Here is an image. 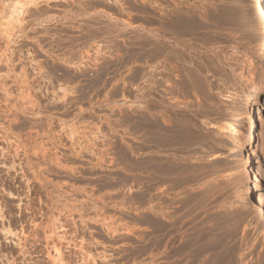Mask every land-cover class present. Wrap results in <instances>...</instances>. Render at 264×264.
I'll return each instance as SVG.
<instances>
[{
  "label": "rangeland",
  "instance_id": "374dc122",
  "mask_svg": "<svg viewBox=\"0 0 264 264\" xmlns=\"http://www.w3.org/2000/svg\"><path fill=\"white\" fill-rule=\"evenodd\" d=\"M185 1L182 80L163 0H0V264H264L257 198L215 176L251 107L264 134L259 22L252 0Z\"/></svg>",
  "mask_w": 264,
  "mask_h": 264
},
{
  "label": "bare ground",
  "instance_id": "6f19581e",
  "mask_svg": "<svg viewBox=\"0 0 264 264\" xmlns=\"http://www.w3.org/2000/svg\"><path fill=\"white\" fill-rule=\"evenodd\" d=\"M164 2H165V4L164 3H162V4H164V6H163V8H162V13H161V17H162V26L160 27V28H162L161 30H162V33H161V39H162V42L164 43V45H165V47H166V54H165V57H164V64H163V66H165V69L166 68H168V69H171V71L173 70V72L175 73H173L174 74V77L173 78H178V79H182L183 78V76H184V74L182 73L183 72V68L185 67V65H184V67H183V64L182 63H180V62H174V63H172L171 61H170V57H168V51L169 50H172V53L177 57V55L179 56L178 58L180 59V55H183V54H181V52H182V50L183 49H191L192 47H190V45L192 44L191 42H189L188 40H184L183 39V35L185 34V35H190L191 33L192 34H194L193 32H195V29H196V32L198 31L197 29L198 28H193L194 27V24H196L195 22H197L198 20L196 19L197 17H198V11H196V12H198L197 14H195V16H197V17H194L193 16V13H188L187 11L188 10H186V11H184L185 9H187V8H185L184 10L182 9V5L180 4V0L179 1H177V0H163ZM187 1V0H186ZM185 1V2H186ZM191 2V1H190ZM182 3V2H181ZM160 4V3H159ZM196 4V3H195ZM161 5V4H160ZM186 5H187V3H186ZM186 5H184V6H186ZM150 7H152V6H150ZM154 7V6H153ZM190 7H193V6H191V4H190ZM195 8V7H194ZM189 9H192V8H189ZM208 10V9H207ZM192 11V10H191ZM227 11V10H226ZM251 11L253 12V14H254V16H255V18L257 19V21L259 22V26H258V37H259V39H260V41H261V46H262V50L264 51V0H252V5H251ZM190 12V11H189ZM195 12V13H196ZM215 12V11H214ZM220 12V11H219ZM222 13H225V12H222ZM228 13V12H227ZM226 13V14H227ZM204 14V13H203ZM220 14H221V12H220ZM201 14H199V20H200V22H201V19H200V16ZM216 15V14H215ZM222 15V14H221ZM229 15V14H228ZM205 16V15H204ZM204 16H203V18H204ZM218 17V16H217ZM208 19H210V18H208ZM197 20V21H196ZM219 20V19H218ZM204 21V20H203ZM208 21V20H207ZM161 22V21H160ZM194 22V23H193ZM199 22V21H198ZM205 22V21H204ZM218 23H219V21H217ZM223 22V21H222ZM232 22V21H231ZM218 23H217V26H218ZM206 24V23H205ZM197 25V24H196ZM216 25V24H215ZM219 25H220V23H219ZM230 25V24H229ZM201 26H203V24H202V22H201ZM222 26H223V24H222ZM227 26V25H226ZM196 27V26H195ZM212 27V26H211ZM218 27H220V26H218ZM191 28V29H190ZM209 28V27H208ZM214 28V27H213ZM216 29H217V27H215ZM188 29H190V31L192 30V29H194L193 30V32L191 31V33L188 31ZM215 29V30H216ZM219 29V28H218ZM221 29V28H220ZM222 30V29H221ZM216 31H218V30H216ZM229 31V30H228ZM228 31H226V32H228ZM195 32V35L197 34ZM209 32V31H208ZM213 32V31H212ZM219 32V31H218ZM224 32V31H223ZM230 32V31H229ZM190 33V34H189ZM215 33V32H214ZM191 34V35H192ZM223 34V33H222ZM198 36L200 37V35H199V33H198ZM197 36V37H198ZM223 36V35H222ZM195 37V36H194ZM214 38H215V36H214ZM215 39H217V38H215ZM191 41V40H190ZM217 41H218V39H217ZM202 42V41H201ZM215 43V42H214ZM217 43V42H216ZM162 44V43H161ZM210 45V44H209ZM208 45V46H209ZM197 46H199L198 44H197ZM207 46V47H208ZM213 46V45H212ZM197 49V48H196ZM198 49H200V48H198ZM211 50H213V49H211ZM196 51V50H195ZM200 51V50H199ZM164 53V52H163ZM183 53V52H182ZM188 53V52H187ZM192 53V52H191ZM219 53V52H218ZM193 54V53H192ZM186 55V54H185ZM195 55V54H194ZM172 56V55H171ZM188 56V55H187ZM210 58V57H209ZM208 58V59H209ZM179 59H177V61H179ZM240 59V58H239ZM206 60V59H205ZM212 60V59H211ZM206 61H208V60H206ZM205 61V62H206ZM194 62H196V61H194ZM216 63H217V61H215ZM198 63H199V61H198ZM207 63H210V62H207ZM197 65V64H196ZM199 65L201 66L202 64L201 63H199ZM198 65V66H199ZM189 66V65H188ZM204 66V65H203ZM213 66V65H212ZM250 67V66H249ZM213 68V67H212ZM202 69V68H201ZM187 70V69H186ZM185 70V71H186ZM202 70H204V69H202ZM216 70V69H215ZM168 72L170 71V70H167ZM170 71V72H171ZM188 71V70H187ZM211 71H213V69L211 70ZM218 71V70H217ZM213 73H215V71L213 72ZM172 74V73H171ZM186 74H187V72H186ZM191 74H192V72H191ZM194 74H195V72H194ZM190 75V74H189ZM209 75V74H208ZM250 75V74H249ZM185 77V76H184ZM207 77V76H206ZM175 80V79H174ZM183 80V79H182ZM208 80V79H207ZM264 80V79H263ZM247 81V80H246ZM179 82H180V80H179ZM176 84V83H175ZM174 86V85H173ZM261 86V85H260ZM150 88V87H149ZM152 88V87H151ZM206 89V88H205ZM218 89V88H217ZM152 90V89H151ZM176 90V89H175ZM238 93V92H237ZM149 94H150V91H149ZM149 94H148V97H149ZM151 94H152V92H151ZM150 94V95H151ZM252 94H253V96L254 97H256L255 98V100H257V102L258 103H260V99L262 98V96H264V86L262 87V88H260L259 90H257V89H255L253 92H252ZM194 95V94H193ZM152 96V95H151ZM236 98V97H235ZM231 100V99H230ZM151 101H152V99H151ZM197 104H198V102H197ZM222 104V103H221ZM152 105V104H151ZM263 105H264V103H263ZM150 106V105H149ZM148 106V107H149ZM209 106V105H208ZM154 108H155V106H153ZM203 107V106H202ZM260 107V106H259ZM150 108H152V106L150 107ZM153 108V109H154ZM210 108V107H209ZM216 109V108H215ZM230 111V110H229ZM202 112V111H201ZM259 113H260V108H258V111H257V115H259ZM232 114H234V113H232ZM215 115V114H214ZM261 118L259 117V116H256V113H255V111H254V109L251 107V109L248 111V112H246V114H245V116H244V119L242 120V122H241V126H240V130H241V133H242V135H243V143L245 144V146H249V147H247V149H246V152L244 153V155H242L241 157H239L237 160L236 159H234V160H236V161H234V162H232L231 163V165L229 166V167H231L230 169L232 170V172H227V169H225V168H217V170L215 169V167H214V169L216 170V172L215 173H217V174H215V176H222V177H224V176H226L227 175V173H231V174H228L227 176H229V182H228V185L233 189V191H234V193H233V197H232V199H233V201H235V202H237L238 203V201H240V198H243L244 199V197H241V195L243 194V196H245V199L246 200H248V201H250V200H252V198L254 199V197H252V196H255V198H257V199H255V201L254 200H252L253 201V204H254V211H256V212H254V211H252V212H254V214L255 213H257L258 214V216L260 215H262L263 214V209H262V207L264 206V189L262 190L261 189V187L259 186V183H260V176H261V173H260V171H261V169L262 168H260V166L264 163V134L261 136V135H259L260 137L257 139V140H255V133L257 132V128H258V123H257V120H260ZM209 124V123H208ZM217 126V125H216ZM262 128V127H261ZM232 131V130H231ZM261 132H264V131H261ZM243 144V145H244ZM252 145H253V147H252ZM251 146V147H250ZM242 148H243V146H242ZM221 156V155H220ZM227 162H228V160H226ZM226 165H228V164H226ZM217 167H219V166H217ZM223 167V166H222ZM205 169V168H204ZM229 169V170H230ZM228 170V171H229ZM212 171H213V168H212ZM262 172V171H261ZM208 173V172H207ZM200 177V176H199ZM207 177V176H206ZM214 177V176H213ZM262 177V176H261ZM202 178V177H201ZM209 179V178H208ZM186 182V181H185ZM188 182V181H187ZM189 184V183H188ZM228 187V186H227ZM210 189V188H209ZM214 189V188H213ZM228 189H230L229 187H228ZM244 192V193H243ZM243 199H241V200H243ZM229 200H231V198L229 199ZM247 201V202H248ZM206 203V202H205ZM244 203H246V202H244ZM240 204V203H239ZM250 204V203H249ZM235 205V204H234ZM240 205H242V203L240 204ZM243 206V205H242ZM244 206H246V205H244ZM247 207V206H246ZM253 207V206H252ZM251 207V208H252ZM239 208H243L244 209V207H239ZM248 208V207H247ZM250 208V207H249ZM248 208V209H249ZM242 209V210H243ZM240 210V209H239ZM246 210V209H245ZM241 211V210H240ZM250 214V213H249ZM253 213H252V215L253 216H255ZM251 216V215H250ZM252 216V217H253ZM264 216V215H263ZM259 219V218H258ZM257 219V217H256V220H258ZM176 220V219H175ZM262 220V219H261ZM168 221V220H167ZM171 221V220H170ZM171 224V223H170ZM169 224V225H170ZM249 224V223H248ZM167 226V225H166ZM171 226V225H170ZM260 226H262V225H260ZM264 226V225H263ZM262 226V227H263ZM167 228V227H166ZM228 228V227H227ZM244 230H245V228H244ZM243 230V231H244ZM230 231V230H229ZM261 231V230H260ZM172 234V233H171ZM167 235V234H166ZM165 235V236H166ZM169 235V234H168ZM246 235V234H245ZM163 239V238H162ZM210 240V239H209ZM223 240V239H222ZM226 240V239H225ZM230 240V239H229ZM245 240V239H244ZM256 240V239H255ZM262 240V239H261ZM163 241V240H162ZM212 240H210V242H211ZM173 242V241H172ZM178 242V241H177ZM213 242H215V241H213ZM223 242V241H222ZM225 242V241H224ZM263 242V241H262ZM170 243H171V239L170 238H168V237H166V241H165V243H164V255H165V258H170L171 256H170V252H169V256L167 257V251H168V249H169V247H170ZM217 243V242H216ZM221 243V242H220ZM135 244V243H134ZM209 244V243H208ZM222 244V243H221ZM230 244V243H229ZM254 244V243H253ZM260 244V243H259ZM175 245V244H174ZM216 245V244H215ZM247 245V244H246ZM263 246V245H262ZM162 248V247H161ZM177 248V247H176ZM210 248V247H209ZM222 248V247H221ZM227 248V247H226ZM233 248V247H232ZM260 248H261V245H260ZM172 249V248H171ZM170 249V250H171ZM236 249V248H235ZM251 249V248H250ZM177 250V249H176ZM211 250V249H210ZM217 250V249H216ZM226 250V249H225ZM232 250V249H231ZM255 250V249H254ZM257 250V249H256ZM134 251H135V249H134ZM173 251H174V249H173ZM180 251V250H179ZM212 251V250H211ZM229 251V250H228ZM252 251V250H251ZM178 252V251H177ZM215 252V251H214ZM217 252V251H216ZM235 252H236V250H235ZM246 252V251H245ZM253 252V251H252ZM163 253V252H162ZM166 253V254H165ZM211 253V252H210ZM218 253H220L219 252V250H218ZM222 253H223V251H222ZM227 253V252H226ZM225 253V254H226ZM247 253V252H246ZM257 253H258V251H257ZM174 254V253H173ZM229 254V253H228ZM238 254V253H237ZM259 254H260V252H259ZM177 255V254H176ZM176 255H174V256H176ZM183 255V254H182ZM204 255V254H203ZM212 255V254H211ZM173 255H172V257H174ZM180 256V255H179ZM192 256V255H191ZM217 256V255H216ZM221 256V255H220ZM219 256V257H220ZM236 256V255H235ZM238 256V255H237ZM236 256V257H237ZM247 256H248V254H247ZM246 256V257H247ZM257 256H258V254H257ZM178 257V256H177ZM203 257V256H202ZM210 257V256H209ZM208 257V258H209ZM218 257V256H217ZM218 257V258H219ZM223 257V256H222ZM226 257H228V258H226ZM162 258H163V256H162ZM164 258V259H165ZM179 258V257H178ZM191 258H194V257H191ZM229 259L230 260V262H228V264H238V262L237 261H235L236 259H234V253H230L229 254V256H225L224 257V259ZM238 258H239V256H238ZM238 258H237V260H238ZM241 258H242V256H241ZM163 259V260H164ZM171 260L173 259V258H170ZM258 259V258H257ZM167 260V259H166ZM169 260V259H168ZM180 260H182V259H180ZM179 260V261H180ZM187 260V259H186ZM207 260V259H206ZM209 260H211V259H209ZM215 260H217V261H215V263L216 262H218L219 260L218 259H215ZM245 260H247V259H245ZM170 261V260H169ZM175 261V260H174ZM178 260H176V262H177ZM178 261V262H179ZM223 260H222V258H221V262H222ZM154 262V261H153ZM164 262V261H163ZM177 262V263H178ZM183 262H185V261H183ZM187 262V261H186ZM185 262V263H186ZM209 262V261H208ZM240 262H241V260H240ZM243 262V261H242ZM173 263H175V262H173ZM181 263H182V261H181ZM184 263V264H185ZM136 264V263H135ZM141 264V263H140ZM144 264H146L145 262H144ZM162 264V263H161ZM164 264V263H163ZM166 264H172V262L171 263H166ZM178 264H180V263H178ZM183 264V263H182ZM187 264V263H186ZM190 264H193V263H190ZM208 264H210V262L208 263ZM213 264V263H212ZM243 264V263H242ZM245 264V263H244ZM259 264V263H258Z\"/></svg>",
  "mask_w": 264,
  "mask_h": 264
}]
</instances>
